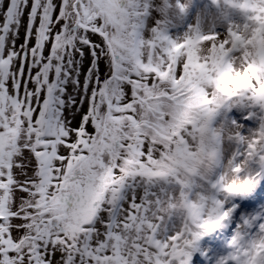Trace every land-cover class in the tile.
Segmentation results:
<instances>
[{
	"label": "snow or ice",
	"instance_id": "obj_1",
	"mask_svg": "<svg viewBox=\"0 0 264 264\" xmlns=\"http://www.w3.org/2000/svg\"><path fill=\"white\" fill-rule=\"evenodd\" d=\"M0 264H264V0H0Z\"/></svg>",
	"mask_w": 264,
	"mask_h": 264
},
{
	"label": "bare ground",
	"instance_id": "obj_2",
	"mask_svg": "<svg viewBox=\"0 0 264 264\" xmlns=\"http://www.w3.org/2000/svg\"><path fill=\"white\" fill-rule=\"evenodd\" d=\"M23 39V33L21 34V40Z\"/></svg>",
	"mask_w": 264,
	"mask_h": 264
}]
</instances>
